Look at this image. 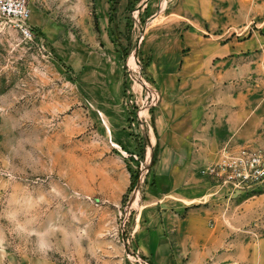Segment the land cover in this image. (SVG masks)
<instances>
[{
	"label": "rangeland",
	"instance_id": "rangeland-1",
	"mask_svg": "<svg viewBox=\"0 0 264 264\" xmlns=\"http://www.w3.org/2000/svg\"><path fill=\"white\" fill-rule=\"evenodd\" d=\"M24 1L34 41L0 18V264H264V183L207 171L205 228L176 215L160 258L140 216L168 76L159 44L178 42L175 76L196 52L188 35L231 45L219 71L252 127L223 148L264 152V0H208L212 31L200 0Z\"/></svg>",
	"mask_w": 264,
	"mask_h": 264
},
{
	"label": "crops",
	"instance_id": "crops-1",
	"mask_svg": "<svg viewBox=\"0 0 264 264\" xmlns=\"http://www.w3.org/2000/svg\"><path fill=\"white\" fill-rule=\"evenodd\" d=\"M194 1L190 0V4ZM200 1V19L212 31L215 17L206 6L208 0ZM156 30L153 36L159 28ZM187 37L196 43V52L192 59L186 57L181 70L175 73L177 76L173 74L176 63L166 58L172 56L173 45L176 47L178 42L157 46L159 63L168 70V76L159 77L162 102L153 116L157 157L147 177L146 203L140 211L145 235L149 236L146 253L156 258L165 253L167 242L161 236L176 215L185 213L189 223L196 217L205 228L210 209L204 206L213 188L203 174L219 160L220 150L226 144L247 141L252 127L246 108H234L238 96L226 86L230 73L219 71L234 64L221 60L233 52L231 45L196 39L191 34ZM200 205L203 206L196 208Z\"/></svg>",
	"mask_w": 264,
	"mask_h": 264
},
{
	"label": "built area",
	"instance_id": "built-area-1",
	"mask_svg": "<svg viewBox=\"0 0 264 264\" xmlns=\"http://www.w3.org/2000/svg\"><path fill=\"white\" fill-rule=\"evenodd\" d=\"M0 18L12 23L25 40L36 39V29L30 23L31 11L24 0H0ZM207 171L225 178V183L234 187H255L264 183V152L250 147H225L220 164Z\"/></svg>",
	"mask_w": 264,
	"mask_h": 264
}]
</instances>
